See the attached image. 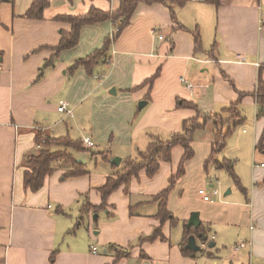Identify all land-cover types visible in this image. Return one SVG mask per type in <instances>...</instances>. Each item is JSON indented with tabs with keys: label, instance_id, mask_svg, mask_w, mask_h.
Returning <instances> with one entry per match:
<instances>
[{
	"label": "crops",
	"instance_id": "obj_1",
	"mask_svg": "<svg viewBox=\"0 0 264 264\" xmlns=\"http://www.w3.org/2000/svg\"><path fill=\"white\" fill-rule=\"evenodd\" d=\"M34 1L14 0L0 7V264H213V260L264 264V162L254 169L253 200L248 203L214 201L220 193L212 194L210 201L199 195L206 184L205 162L212 153V122L195 134V155L168 199L169 220H160V205L153 198L169 187L176 174L184 154L180 146L153 178L142 171L75 228L85 197L101 207L99 189L123 169L126 159L147 149L148 137L168 138L181 132L184 121L197 117L194 109L179 107L182 100L194 103L202 118L240 102L246 118L243 128L248 131H239L235 143L247 154L254 153L256 161L264 159V152L256 149L264 131V112L259 117L253 96L259 79L264 81V0H224L221 8L205 0H187L175 8L176 22L167 7L141 4L112 45L109 65H99L93 77L83 68L69 72L75 60L101 48L114 34L116 29L106 22L84 27L79 44L63 51L38 82L39 70L53 57L61 31L71 28L55 21L58 16H82L92 7L112 12L120 1L49 0L43 20L23 18ZM197 30L202 39L199 51L193 36ZM158 71L152 87L128 92ZM113 88L115 95L110 94ZM62 101L69 104L72 116L58 112ZM143 101L147 106L139 111ZM55 115L61 119L55 121ZM61 123L65 125L61 137H89L95 142L91 153H74L76 159L85 158L82 165L88 174L64 178L66 172L60 170L32 192L24 186L23 165L38 151L36 132L42 129L55 137ZM103 153L110 154L108 161ZM113 158L121 159L119 166L111 162ZM193 213H199L208 230V245L213 240L216 247V240L236 231V248L246 247L214 259L197 238L203 252L194 258L184 255L186 225ZM157 230L164 239H152ZM112 246L130 255L115 263Z\"/></svg>",
	"mask_w": 264,
	"mask_h": 264
},
{
	"label": "trees",
	"instance_id": "obj_2",
	"mask_svg": "<svg viewBox=\"0 0 264 264\" xmlns=\"http://www.w3.org/2000/svg\"><path fill=\"white\" fill-rule=\"evenodd\" d=\"M119 1V8L112 12H105L92 7L87 14L82 16H58L55 21L67 23L71 28L69 31H61L59 44L57 47L52 49L54 55L39 70L37 82L43 79L44 71L46 69L55 66L56 59L63 51L74 49L79 44L81 32L84 27L109 22L116 29L113 35L108 36L104 40L101 48L95 50L82 59L75 60L72 67L69 69V72L74 74L78 69L83 68L88 76L93 77L96 74V68L99 65H109L111 63L112 58H109V55L112 45L121 37L125 29L130 26L132 18L141 4L147 6L163 5L167 7L170 11L172 20L176 22L175 8L183 7L187 3V0ZM7 2L13 4L14 0H0V7L2 4ZM205 2L209 5L215 6L216 8H221L225 4L224 0H205ZM49 5V0H35L26 11L23 18L28 20H43L45 11ZM193 36L195 39V49L199 51L202 49V39L199 31H195ZM2 58L3 53L0 52V61ZM159 75L160 72L158 71L153 78L146 81L141 86L129 90L128 92L138 91L146 86L152 87ZM253 96L256 98L257 105L259 107L260 117L264 112V81L262 79H259L257 90ZM239 104L240 102L231 104L220 114L202 118L198 107L194 103L182 100V104H179V107L194 109L198 113L197 117L184 121L181 132L172 134L166 140H163L158 136L151 135L147 149L145 151H141L136 158L126 159L123 163V169L113 175V177H109L106 184L99 189L103 200L101 207L96 208L92 206L88 197H85V201L80 210L81 215L75 228H78L81 225L80 219H83L90 211L97 212L103 209L106 206L107 200L112 192L124 185L128 186L131 180L138 178L142 171L146 172L147 177L153 178L160 170L161 163H170L172 160L173 149L180 146L183 148L184 154L181 158L176 174L170 178L169 187L153 198V201L159 202L160 205V220L162 222L169 220L171 213L167 207L168 199L177 182L185 176V167L187 163L191 161L195 155L192 146L195 134L211 122L214 127L212 153L205 162V170L208 172L209 167L213 165L218 170L226 171L227 174H229L234 180L236 186L241 190V192L247 194V190L242 186L239 177L235 174L233 163L228 159H224L223 161L218 159L219 155L226 149L228 140L240 126H243L246 123V118L239 110ZM35 143L38 151L36 154L28 156L23 165L25 167L24 186L26 189H29L32 192L39 191L43 187L46 178L60 170L66 172L64 174V178L78 177L88 174L86 167L82 164H78L74 155V153H91V151L84 146L82 140H75L69 136L56 138L50 134L40 131L39 129L35 135ZM256 149L260 152H264V131ZM96 155L97 154H93V156ZM102 155L106 161H108L111 157L109 153H103ZM192 235L197 236L201 241H203L204 238L208 239V230L204 227V225H202L198 230L191 229L186 232V239L184 245L182 246V250L184 255L194 258L195 253L186 249L188 239ZM158 238L164 239L160 230H157L152 237V239ZM110 249L116 254L117 259L115 263L127 258L130 255L128 250H122L114 246Z\"/></svg>",
	"mask_w": 264,
	"mask_h": 264
},
{
	"label": "rangeland",
	"instance_id": "obj_3",
	"mask_svg": "<svg viewBox=\"0 0 264 264\" xmlns=\"http://www.w3.org/2000/svg\"><path fill=\"white\" fill-rule=\"evenodd\" d=\"M60 119H61L60 116L55 115V121H59ZM62 125L65 126L64 123H61L60 127L57 128L56 131L54 132V136L56 138L61 137L60 131H61ZM244 129L248 131L247 127L243 128V126H240L235 131L232 138H230V140H228L227 142L226 150H224L219 155L218 159L220 161H223L224 159H228L233 163L235 174L239 177L242 186L247 190V194L241 192V190L236 186L234 180L231 178L229 174H227L226 171L218 170L215 166L211 165L209 167L208 172H205L206 184L204 185L203 188L206 190L209 196H212L215 189L219 191L220 197L213 198L214 201L226 200V201H231L236 204L238 203L246 204L251 199L253 200L252 194H253V188H254V181H253L254 169L256 165L260 166L261 163L264 162V159H260L259 161H256L254 157V153L247 154V152L243 151L242 146H239L235 143V140H237L239 137V131H242ZM40 131L47 133L46 131L42 129H40ZM148 138L150 142V137ZM168 138H165L163 140H166ZM89 150H93V149H89ZM89 159H91V155L89 156ZM211 185H213V188H211ZM261 186H262V183L259 184V187ZM228 191L230 192L233 191V193H230L228 196H225V194ZM96 216L98 217V215ZM237 240H238V234L235 231L234 233H229L225 240H220V239L216 240L215 241L217 242L216 247L209 248V245L207 244L204 248L207 250L208 254H212L213 256L212 258L214 259L215 258H225V257H229V255L233 253V251L235 250L237 246L236 245ZM212 241L213 240H211L210 243H212ZM207 262H210V261H207ZM211 262L213 264L215 263L214 260Z\"/></svg>",
	"mask_w": 264,
	"mask_h": 264
},
{
	"label": "water",
	"instance_id": "obj_4",
	"mask_svg": "<svg viewBox=\"0 0 264 264\" xmlns=\"http://www.w3.org/2000/svg\"><path fill=\"white\" fill-rule=\"evenodd\" d=\"M110 94H113L115 95L116 94V90L113 88L110 92ZM147 106V102H140L139 104V111H142L145 107ZM76 162L78 164H85L86 163V160L84 157H81V158H78L76 159ZM111 162L117 166L120 165L121 163V159L120 158H113L111 160ZM230 191L227 192V194H229ZM97 217V216H96ZM202 226V222L200 220V216H199V213H193L191 218L189 219L187 225H186V228L187 230H191V229H195V230H198L200 227ZM197 238L195 235H192L189 237L188 239V243L186 245V249L187 250H190L194 253H197V252H203V249L201 246H198L197 244ZM208 239L207 238H204L203 239V243L207 242ZM215 244L214 243H210L209 244V248H214Z\"/></svg>",
	"mask_w": 264,
	"mask_h": 264
},
{
	"label": "built area",
	"instance_id": "obj_5",
	"mask_svg": "<svg viewBox=\"0 0 264 264\" xmlns=\"http://www.w3.org/2000/svg\"><path fill=\"white\" fill-rule=\"evenodd\" d=\"M153 34H155V36H157L161 41L164 40V36L161 35V34H158V32L156 30L153 31ZM58 112L63 114V115H65V116H72L73 115V111L70 109V106H69V104L66 101L60 102L59 108H58ZM82 142H83L84 146L87 149H95L96 148L95 142L89 137L83 138ZM218 194H219L218 190L215 189L214 192H213V195H218ZM199 195L203 196V199L205 201H210V199H211V197L207 194L205 189H200L199 190ZM207 243L208 242L203 243V246H206ZM245 247H246V244H241L236 249L238 250L239 248H245ZM92 252H93V254H97L98 253V249L96 247H94L92 249Z\"/></svg>",
	"mask_w": 264,
	"mask_h": 264
}]
</instances>
